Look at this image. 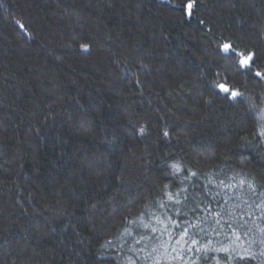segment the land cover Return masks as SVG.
<instances>
[{"label": "trees", "instance_id": "obj_1", "mask_svg": "<svg viewBox=\"0 0 264 264\" xmlns=\"http://www.w3.org/2000/svg\"><path fill=\"white\" fill-rule=\"evenodd\" d=\"M255 71L264 0H0V264H264Z\"/></svg>", "mask_w": 264, "mask_h": 264}, {"label": "snow or ice", "instance_id": "obj_2", "mask_svg": "<svg viewBox=\"0 0 264 264\" xmlns=\"http://www.w3.org/2000/svg\"><path fill=\"white\" fill-rule=\"evenodd\" d=\"M186 7L191 10L192 9V3H188L186 5ZM201 23H203L201 21ZM17 24L23 28V24H21L19 21H17ZM82 47L84 48H87V45H82ZM222 50L224 53H233L235 50H234V47L233 45L231 44H228V43H225L222 45ZM255 53H252V52H247V53H241L240 56H239V59H238V65L241 69H246L248 71H251L253 69V67L255 66ZM254 76L255 77H258L260 78L261 80H264V72L262 71H255L254 73ZM217 87L225 92V93H230L231 97L232 98H236V97H239L241 95V93H239L237 90L235 89H231L229 87H226L225 85L223 84H219L217 85ZM141 132H143V129H141ZM164 135H168L167 132L164 133ZM260 135L261 136H264V129L261 130L260 132ZM172 167L175 169V170H179V165H172ZM241 183H244V181H241ZM251 187V185H250ZM193 243H195V241H193Z\"/></svg>", "mask_w": 264, "mask_h": 264}, {"label": "rangeland", "instance_id": "obj_3", "mask_svg": "<svg viewBox=\"0 0 264 264\" xmlns=\"http://www.w3.org/2000/svg\"><path fill=\"white\" fill-rule=\"evenodd\" d=\"M260 111L261 112L259 113V119H260L259 123H260L261 128L264 129V104L260 108Z\"/></svg>", "mask_w": 264, "mask_h": 264}]
</instances>
